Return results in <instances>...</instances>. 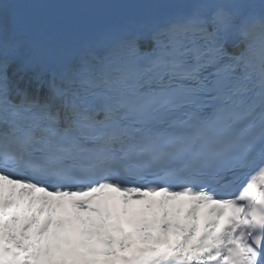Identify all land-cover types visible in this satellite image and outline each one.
<instances>
[{
  "label": "snow or ice",
  "instance_id": "obj_1",
  "mask_svg": "<svg viewBox=\"0 0 264 264\" xmlns=\"http://www.w3.org/2000/svg\"><path fill=\"white\" fill-rule=\"evenodd\" d=\"M5 3L0 264H264V0L258 9L195 0L153 33L149 51L135 35L119 40L135 62L114 80L84 68L43 98L9 75L23 43L10 39ZM53 108L65 111L63 124ZM129 124L165 132L125 148ZM110 126L125 131L84 146L87 133ZM194 127V136L167 131ZM185 155L184 166L170 163Z\"/></svg>",
  "mask_w": 264,
  "mask_h": 264
}]
</instances>
